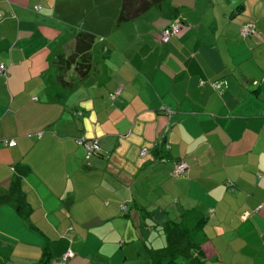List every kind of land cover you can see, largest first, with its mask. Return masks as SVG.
<instances>
[{
  "label": "crops",
  "instance_id": "obj_1",
  "mask_svg": "<svg viewBox=\"0 0 264 264\" xmlns=\"http://www.w3.org/2000/svg\"><path fill=\"white\" fill-rule=\"evenodd\" d=\"M81 1L0 0V194L29 169L24 213L0 205V264H151L169 222L199 227L205 264H264V0H166L121 25ZM78 18L100 35L86 52Z\"/></svg>",
  "mask_w": 264,
  "mask_h": 264
},
{
  "label": "trees",
  "instance_id": "obj_2",
  "mask_svg": "<svg viewBox=\"0 0 264 264\" xmlns=\"http://www.w3.org/2000/svg\"><path fill=\"white\" fill-rule=\"evenodd\" d=\"M136 5V0H126L122 6L118 25L133 19L140 13L153 8H162L164 0H141ZM95 35L91 32L80 31L77 33L78 48L82 52L89 51L95 44ZM71 60H67L70 64ZM29 172L28 167L18 166L14 180L8 191L0 194V205L12 203L20 213H24L27 205L25 193L22 190V178ZM199 227L187 228L182 223L166 224L164 230L167 245L158 250H151V264H205L201 253V245L195 238Z\"/></svg>",
  "mask_w": 264,
  "mask_h": 264
},
{
  "label": "built area",
  "instance_id": "obj_3",
  "mask_svg": "<svg viewBox=\"0 0 264 264\" xmlns=\"http://www.w3.org/2000/svg\"><path fill=\"white\" fill-rule=\"evenodd\" d=\"M36 10H40L41 6L37 5L35 6ZM256 27L255 25H244L241 28V34L243 36H249L255 33ZM180 31V24L176 22H172L168 26H166L160 36V40L164 43L170 41L173 37L177 36ZM0 74L6 75L7 74V68L5 67L4 64H0ZM203 84V82H201ZM223 82H213L212 86L219 88L221 87ZM225 84V82H224ZM120 94V90L116 91L115 93L112 94V98H116ZM166 112L168 115H171L172 111L170 109H166ZM43 132H39L38 135L41 136ZM78 145H80L84 151H85V158L86 160H90L93 156H96L100 153V143L97 138L94 137H88V136H81L76 139ZM5 145L7 146H14L16 144L15 139H5L4 141ZM147 152L146 149H142L141 154L144 155ZM188 169V164L184 161H180L175 164V167L173 169V174L175 176H182L183 174L186 173ZM123 208H126V206H123ZM74 256V252L72 251H67L62 258L61 264H66V261L68 259H71Z\"/></svg>",
  "mask_w": 264,
  "mask_h": 264
},
{
  "label": "rangeland",
  "instance_id": "obj_4",
  "mask_svg": "<svg viewBox=\"0 0 264 264\" xmlns=\"http://www.w3.org/2000/svg\"><path fill=\"white\" fill-rule=\"evenodd\" d=\"M137 1L140 2L141 0H136V5H138ZM164 1H166V0H164ZM124 2H126V0H107V6L104 9L101 10V11H103V14H104V12H105V14L104 15L102 14V15L103 16H107V18L110 19L114 15V10H116L118 8L121 9L122 6L124 5ZM79 3L80 4H79L78 8H80L82 11H85L84 13H86V12L92 13V11L95 12V10L97 9L96 3L94 1H92V0H88V1L87 0H82ZM103 7H104V4L103 5L101 4V8H103ZM83 18H85V17H83ZM76 24H77V27H76L77 30H79V31H81V30L84 31L85 30L87 32H90L87 29H85V27H83L82 18H78V23H76ZM91 33H93V32H91ZM94 35H95V38H96L94 45H96V44L99 43V41H97V39L100 38V35H98V34H94ZM95 47H97V46H95ZM8 140H10V139H8ZM4 141H5V139H4ZM4 141H3V144L5 145Z\"/></svg>",
  "mask_w": 264,
  "mask_h": 264
}]
</instances>
